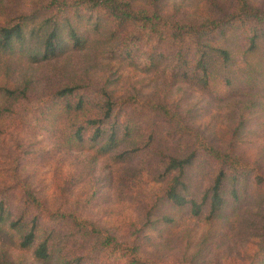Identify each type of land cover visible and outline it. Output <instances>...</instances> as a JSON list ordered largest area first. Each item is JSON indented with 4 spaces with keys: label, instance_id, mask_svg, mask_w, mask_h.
I'll return each mask as SVG.
<instances>
[{
    "label": "trees",
    "instance_id": "1",
    "mask_svg": "<svg viewBox=\"0 0 264 264\" xmlns=\"http://www.w3.org/2000/svg\"><path fill=\"white\" fill-rule=\"evenodd\" d=\"M19 1V8L9 3L0 9V57H13L18 51L30 60L39 54L57 60L102 44L110 47L107 60L119 66L138 65L199 91H211L220 84L231 87L241 58L246 64L258 60L264 73V11L250 0H234L228 6L204 0L211 7L205 10L199 6L166 10L163 0H149L148 8L138 7L137 0H33L28 9L24 0ZM29 25L38 29L27 31ZM29 38H36L37 48ZM24 83L21 89L0 84V97L28 98L30 81ZM113 83L107 76L101 84L68 79L46 92L41 100L42 128L62 154L89 151L88 163L107 159L116 167L138 156L155 158L162 203L209 228L223 216L229 194L236 198L235 190L250 174L264 183V174L235 158L230 144L229 149L220 150L203 132L185 123L174 103L146 100L140 94L121 97ZM202 157L210 160L211 173L196 194L189 184L193 171L203 165ZM8 196L0 188V222L16 231L19 247L31 249L41 264L53 259L58 264H152L140 256L136 241L124 243L108 227L74 210L34 213L24 209L16 219L10 218ZM168 214L159 224L165 228L175 221ZM157 223L152 219L140 229ZM66 240L71 247L60 252L59 245ZM206 241L203 236L199 250ZM3 258L0 264H12ZM190 263H196L195 257Z\"/></svg>",
    "mask_w": 264,
    "mask_h": 264
},
{
    "label": "rangeland",
    "instance_id": "2",
    "mask_svg": "<svg viewBox=\"0 0 264 264\" xmlns=\"http://www.w3.org/2000/svg\"><path fill=\"white\" fill-rule=\"evenodd\" d=\"M31 1L22 2L28 9ZM203 1L163 0L162 6L166 10L179 6L211 9ZM250 1L264 11V0ZM18 2L0 0V9L9 7V3L19 8ZM218 2L228 6L234 0ZM137 3L138 7L148 8L149 0ZM32 29L37 30L38 25H29L27 31ZM26 37H30L29 32ZM29 43L38 47L36 38H29ZM109 48L92 45L84 52L69 53L57 60H47L41 54L30 60L18 51L13 57H0L1 85L21 89L25 81H30L28 98L0 97V188L9 195L10 218L16 219L24 209L34 213L74 210L108 227L124 243L136 241L140 256L152 264H191L192 257L194 264H264V183L259 184L253 173L235 190L236 198L229 194L234 201L228 202L221 219L209 228L201 220L190 219L186 212L162 203L161 182L155 180V158L138 156L116 167L107 159L96 165L88 163L85 160L89 151L62 154L42 128L41 102L49 88L65 80L101 84L107 76L121 97L140 94L146 100L174 103L185 123L203 132L215 147L226 150L231 145L235 158L264 174V73L258 60L247 64L245 58L238 60L241 69L235 70L231 87L220 84L214 90L199 91L181 81L172 82L163 73L146 72L138 65L119 66L107 60ZM202 160L203 165L193 171L194 180L189 184L196 194L205 187L211 173L210 160ZM97 188L98 193L92 197ZM168 213L175 221L165 228L159 224ZM152 219L158 225L141 231ZM203 236L207 241L199 250ZM64 247H71V242H62L60 252L66 251ZM0 256H4L5 263L41 264L31 249L19 247L16 231L1 222ZM50 264L58 263L53 259Z\"/></svg>",
    "mask_w": 264,
    "mask_h": 264
}]
</instances>
